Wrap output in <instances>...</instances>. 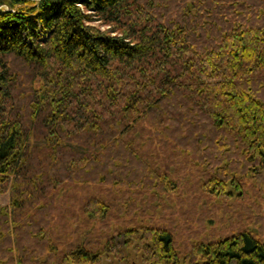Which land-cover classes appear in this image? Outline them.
<instances>
[{
	"label": "trees",
	"instance_id": "16d2710c",
	"mask_svg": "<svg viewBox=\"0 0 264 264\" xmlns=\"http://www.w3.org/2000/svg\"><path fill=\"white\" fill-rule=\"evenodd\" d=\"M252 195L264 0H0V264H95L118 235L149 264H264ZM216 199L237 226L207 228Z\"/></svg>",
	"mask_w": 264,
	"mask_h": 264
},
{
	"label": "rangeland",
	"instance_id": "374dc122",
	"mask_svg": "<svg viewBox=\"0 0 264 264\" xmlns=\"http://www.w3.org/2000/svg\"><path fill=\"white\" fill-rule=\"evenodd\" d=\"M69 185H66V187L68 188ZM74 190L75 192L79 193L80 192V187L79 186H74ZM66 189V188H64ZM235 191L232 192V197L228 199L227 204H229V202L232 200L233 197H235ZM251 193V192H250ZM249 193V194H250ZM59 197L60 199V211L58 214L55 215L53 223L56 226L57 229L62 230L61 226H58L61 222H64V218H62V214L61 211L63 209V206L66 205V195H63L62 192L59 193ZM62 197L64 199H62ZM178 195H176L175 197L171 198L170 200V209H172L173 211V215L174 217H176L177 221L181 220L180 217V212L178 209V203L180 202L179 198H177ZM218 199L215 200L216 203H214V206H211V204L209 205L210 210H209V214H212L213 216V220L211 222H207L206 220V226L207 228L211 227V226H215L218 227L220 225H222L221 221H224V225L226 226L227 229L229 228H234L235 226H237L240 222L238 221L239 217L235 216V214H233V210H228V211H223L222 208H224L223 204L221 202L217 201ZM256 201L260 204V206H262V211L260 210V212H263V216H264V197L259 198L257 195L256 196H250L248 198V200H244L243 202L246 204V206L250 203H252L253 201ZM5 202H7V193H4L1 195V204H4ZM240 206H236L234 208V210H239ZM252 208V211L254 212H258L257 208H255V206L251 205L250 206ZM75 208V207H74ZM226 208V207H225ZM169 208L165 207V208H159V211H163L162 214H165V216H167L168 210ZM64 215V214H63ZM209 216V215H208ZM208 219V217H207ZM264 219V218H263ZM71 219L70 217L67 218V221L65 223H70ZM192 222V223H191ZM239 222V223H238ZM243 223V222H242ZM256 223L254 222H249V226L251 228H256L257 226L255 225ZM201 224H197L196 220H189L187 219L184 223L183 226L180 227L181 229V234L179 235V237L177 238V241L182 240L181 238L188 232H190V229L187 228L188 226H195L196 228H198ZM263 228H264V224H263ZM69 228H67L68 230ZM213 230V229H212ZM112 232V231H110ZM123 239L121 236H116V243H117V251H118V255L113 254L112 252H104L99 261H97L95 264H149V261H146L148 254L144 253L142 249L139 248H135L134 245H140L141 241H139L138 239L134 238L133 241H131V245L129 246H125L123 243ZM138 247V246H137ZM146 254V255H145Z\"/></svg>",
	"mask_w": 264,
	"mask_h": 264
}]
</instances>
